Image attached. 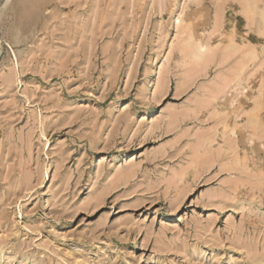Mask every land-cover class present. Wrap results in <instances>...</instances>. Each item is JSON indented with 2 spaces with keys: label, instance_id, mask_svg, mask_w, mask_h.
Here are the masks:
<instances>
[{
  "label": "rangeland",
  "instance_id": "1",
  "mask_svg": "<svg viewBox=\"0 0 264 264\" xmlns=\"http://www.w3.org/2000/svg\"><path fill=\"white\" fill-rule=\"evenodd\" d=\"M0 56V264H264V0H5Z\"/></svg>",
  "mask_w": 264,
  "mask_h": 264
},
{
  "label": "bare ground",
  "instance_id": "2",
  "mask_svg": "<svg viewBox=\"0 0 264 264\" xmlns=\"http://www.w3.org/2000/svg\"><path fill=\"white\" fill-rule=\"evenodd\" d=\"M175 19H176V18H175ZM177 19H178V17H177ZM180 21H181V20H180ZM177 22H178V21H177ZM178 23H179V22H178ZM181 23H182V22H181ZM181 23H180V24H181ZM180 24H179V25H180ZM206 41H207V40H206ZM205 43H206V42H205ZM205 43L203 42V44H205ZM205 45H206V44H205ZM209 45H210V44L208 43V46H209ZM203 47H205V46L201 45V48H203ZM199 51H200V50H199ZM203 51H205V50H203ZM263 61H264V60H263ZM157 78H158V77H157ZM159 80H160V79L158 78L157 81H156V85H155L156 87H154L157 91L159 90V87H160V82H159ZM179 86H180V85L177 86V89L179 88ZM155 92H156V91H155ZM180 92H181V91H180ZM218 93H219V92H218ZM204 138H205V136H204ZM227 139H228V138H227ZM230 141H231V140H230ZM226 168H228V167L226 166ZM235 170H236V169H235ZM238 170H239V169H238ZM221 171H223V170H221ZM262 173H263V172H262ZM259 177H260V176H259ZM235 183H238V182H235Z\"/></svg>",
  "mask_w": 264,
  "mask_h": 264
},
{
  "label": "water",
  "instance_id": "3",
  "mask_svg": "<svg viewBox=\"0 0 264 264\" xmlns=\"http://www.w3.org/2000/svg\"><path fill=\"white\" fill-rule=\"evenodd\" d=\"M5 4V0L2 2L0 8ZM0 59H1V56H0Z\"/></svg>",
  "mask_w": 264,
  "mask_h": 264
}]
</instances>
